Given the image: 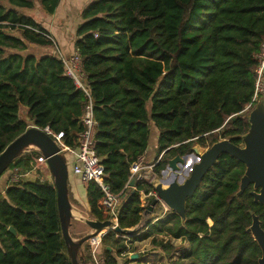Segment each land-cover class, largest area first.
<instances>
[{
	"label": "trees",
	"instance_id": "obj_1",
	"mask_svg": "<svg viewBox=\"0 0 264 264\" xmlns=\"http://www.w3.org/2000/svg\"><path fill=\"white\" fill-rule=\"evenodd\" d=\"M61 1L0 0V155L32 127L64 133L65 145L77 147L88 96L66 74L63 59L52 54L55 40L32 15L39 9L53 17ZM81 18L74 46L93 99L103 183L113 193L130 183V168L148 150L152 130L156 162L167 151L155 166L156 177L196 145L243 143L250 130L247 116L256 107L264 0H94ZM31 47L43 53H29ZM41 156L35 150L23 154L7 174L15 169L28 173ZM69 168L71 173V163ZM245 172L243 163L222 155L187 200L186 220L175 213L164 219L159 215L132 237L110 231L103 239L106 263L140 264L139 255L126 258L128 243L149 239L169 255L177 250L175 239L190 248L172 264H259L261 249L247 229L251 213L264 228V206L254 202L252 186L238 196ZM133 191L120 211L123 230L138 227L143 219L147 208L140 193H155L147 182ZM86 197L90 219L109 220L97 183L87 186ZM163 235L170 239H159ZM88 250L85 245V263L91 264ZM0 264H72L53 182L20 181L5 189Z\"/></svg>",
	"mask_w": 264,
	"mask_h": 264
},
{
	"label": "water",
	"instance_id": "obj_2",
	"mask_svg": "<svg viewBox=\"0 0 264 264\" xmlns=\"http://www.w3.org/2000/svg\"><path fill=\"white\" fill-rule=\"evenodd\" d=\"M247 117L250 123V130L243 137L244 147L236 146L228 140L216 143L208 150L196 145L192 149V154L198 156L199 161L194 165L186 179L178 180V174L189 156H177L170 160L168 168L162 173L163 176L161 177L163 178L158 181L159 177H157L156 183L151 184L155 189V196L143 216L154 217L156 208L161 205L186 220L187 200L194 196L209 170L217 164L219 158L224 154L237 159L246 166L238 196H241L250 186H253L255 191L251 195L254 197V202L264 206V96ZM31 149H36L47 159V167L57 191V206L62 237L72 264H86L84 246L91 238L104 230L114 229L115 233L127 235L128 237L138 233L140 229L137 227L123 230L110 220L98 221L82 214L80 217L74 215L75 208L70 198L69 164L71 161L62 152L61 147L54 138L39 128L32 127L28 129L3 151L0 155V179L14 161ZM167 175L169 178L165 180L164 177ZM129 185L134 190L133 193H135L136 180L132 179ZM256 190H259V192H256ZM251 215L252 225L247 229V232L252 234L261 249L262 256L258 263L264 264V230L259 217L254 213H251ZM77 220L85 224L90 230L89 233L78 239L71 234L73 222ZM9 230L17 236L14 228L11 227ZM19 240L22 241L23 238L19 237Z\"/></svg>",
	"mask_w": 264,
	"mask_h": 264
},
{
	"label": "built area",
	"instance_id": "obj_3",
	"mask_svg": "<svg viewBox=\"0 0 264 264\" xmlns=\"http://www.w3.org/2000/svg\"><path fill=\"white\" fill-rule=\"evenodd\" d=\"M257 58L259 60L260 65L257 71L258 79L256 82L255 96L252 101V104L257 102L260 95H264V45ZM63 61L66 66V74L74 81L77 88L83 90L88 96V103L85 106L81 120L83 131L79 135L76 148H71L65 145L63 141L64 133L55 134L49 129H46L45 132L54 138L56 143L61 147L62 152H64L67 157H74L72 163V174L74 176L81 178L82 182L87 186L91 182H95L100 186L105 197L103 206L108 212L109 220L116 223V225H119L120 211L126 203L132 188L130 187L129 183L120 194H115L111 191L108 185H105L103 183V178L105 176V168L101 163V160L98 157L96 151V136L98 123L95 118L93 99L86 90L84 82L86 79V75L83 71L82 59L79 53L75 51V53L71 55L68 60ZM250 107L251 105L246 108V111ZM162 157L163 156L161 155L159 161ZM159 161L154 164H148L145 153L134 164H132L130 168V182L132 181V179H135L137 184L141 182H146L150 173H153V175H155L154 169ZM35 163L40 164V166L47 167V159L44 158V156H41L40 158L36 159ZM32 169L34 168L32 167ZM32 169L26 174L13 176L10 182L19 183L20 181H23V177L27 176L32 171ZM140 194L143 195L144 198V200H141L143 207L148 208V206L150 205L149 199L151 197H154L155 194L152 193L150 195H145L143 192H141ZM146 200H148V203H145ZM110 231L114 232V229L104 230L87 242L86 245L89 249L88 255L91 259V264H107L103 257L102 249L103 239Z\"/></svg>",
	"mask_w": 264,
	"mask_h": 264
},
{
	"label": "rangeland",
	"instance_id": "obj_4",
	"mask_svg": "<svg viewBox=\"0 0 264 264\" xmlns=\"http://www.w3.org/2000/svg\"><path fill=\"white\" fill-rule=\"evenodd\" d=\"M32 15L36 16V18H38L40 21H43V23H42L43 26H45V27L50 26L48 24V21L47 20L45 21L47 16L41 10H39V9L36 10L34 13H32ZM28 52L31 54H36L38 56L41 53H43L42 51H40L34 47H31ZM262 97H263V95H260V97L258 98V100L256 102V105H257V103L259 104L261 102ZM22 113H24V112H22ZM156 137H157L156 133L154 132V130H152L151 135H150L149 148H148L149 152L146 154V159H147L148 164L156 163V157H157V151L155 149L156 144H157L156 143L157 141L155 140ZM34 150L36 151V149H31L27 153H30ZM68 158H69V156H68ZM189 164H191L190 161H189ZM195 164L196 163H193L192 165H195ZM33 168L34 169H32V171L27 176L23 177V179H22L23 182L30 183V182H35L38 179H42L45 181L47 180L48 182H53L48 167L40 166V164L34 163ZM186 168H187V165H183L181 167L179 174H178V180L188 178V176L186 175V170H187ZM14 171H15V174H12V170H11V171H9L8 174L6 172L1 177V179H0V197L4 194L5 189L10 184H16V183L10 182V180L13 176H19L20 175V173L18 172L19 171L18 169H15ZM10 174H12V176L9 179ZM156 178L157 177L155 175H153V173H150L148 175V180L146 182L149 184H152V183L155 184L156 183L155 180H157ZM162 178L163 177H159L158 181L161 180ZM168 178H169V176L164 177L165 180ZM141 200H144L143 195H141ZM71 202L75 208V211H74L75 216H77V214L84 215V213L78 209L79 205L77 204V202L74 200L73 201L71 200ZM145 203H148V200H146ZM156 209H158V210H156V213H158V215L159 214L163 215L162 217H164V218L173 216V214H174L170 209H166L165 206L160 205ZM77 217H79V216H77ZM145 224H146L145 221H142L141 224L137 228L142 229ZM208 224L210 226L213 225L212 222L210 224V221H208ZM82 225H83L82 222H80L79 220L74 221L73 226L71 228V234H75V233H77V231L81 230ZM161 227H164V226L161 225ZM159 239H164V241H167L168 239H170V237L163 235ZM172 242H173L174 246L177 248V250L175 252L169 254V255L166 252H164L161 248L154 247L151 244L150 239L143 241V242L128 243L129 249H128V253L126 254V256H127L126 258H128L129 260L132 261V260H135L136 257L139 255L140 256V260H139L140 264H172L173 260H178V259L183 258L185 252L190 248L189 244L186 241L172 239Z\"/></svg>",
	"mask_w": 264,
	"mask_h": 264
},
{
	"label": "crops",
	"instance_id": "obj_5",
	"mask_svg": "<svg viewBox=\"0 0 264 264\" xmlns=\"http://www.w3.org/2000/svg\"><path fill=\"white\" fill-rule=\"evenodd\" d=\"M93 1L94 0H62L58 10L56 11V14L53 17H47L45 19V21L46 20L48 21V24L50 26L49 27L44 26V27L49 31V33L51 34L52 38L55 40L57 45L56 50L54 52L52 51V54L59 55L63 60H68L70 56L75 53L76 51L74 46L75 38L73 36V33L77 25L82 22V18H81L82 11ZM148 152L149 150L146 151V154ZM69 159L72 164L74 157L69 156ZM86 189H87V185H85L82 182L81 178L74 176L71 172L70 198L72 201L73 200L76 201L77 204L79 205L78 209L82 211L86 217L90 218L87 197H86ZM80 215L81 214H77V216L79 217ZM154 215H155L154 217L143 216L142 221H145L146 223L143 226V228L147 227L148 224H150L160 214L158 215V213H155ZM163 218L164 217H161L159 219H163ZM89 231H90L89 228L85 224H83L81 230L77 231V233L75 234H72V236L78 239L83 235L89 233Z\"/></svg>",
	"mask_w": 264,
	"mask_h": 264
},
{
	"label": "flooded vegetation",
	"instance_id": "obj_6",
	"mask_svg": "<svg viewBox=\"0 0 264 264\" xmlns=\"http://www.w3.org/2000/svg\"><path fill=\"white\" fill-rule=\"evenodd\" d=\"M202 147V146H201ZM239 147H244V145H243V143L239 146ZM202 148H205L206 150H208V149H210V148H207V147H202ZM186 156H189L188 157V159H186L185 160V162H184V164L183 165H187V170H186V175L187 176H189L190 175V171H192V169H193V167H194V165H192L193 163H197L198 161H199V157L198 156H196V155H194V154H190V155H186ZM183 157H185V156H183ZM189 161L191 162V164H189ZM189 166V167H188ZM168 176V175H167ZM253 187V186H252ZM255 190H254V188H253V190L251 191V193L252 192H254ZM256 192H259V190H256ZM259 220H260V218H259ZM208 221H210V224H211V222H212V220L211 219H208ZM261 221V226H262V221L263 220H260ZM213 223V222H212ZM263 228V227H262ZM263 230H264V228H263Z\"/></svg>",
	"mask_w": 264,
	"mask_h": 264
},
{
	"label": "bare ground",
	"instance_id": "obj_7",
	"mask_svg": "<svg viewBox=\"0 0 264 264\" xmlns=\"http://www.w3.org/2000/svg\"><path fill=\"white\" fill-rule=\"evenodd\" d=\"M75 211V210H74ZM74 215H75V212H74Z\"/></svg>",
	"mask_w": 264,
	"mask_h": 264
}]
</instances>
